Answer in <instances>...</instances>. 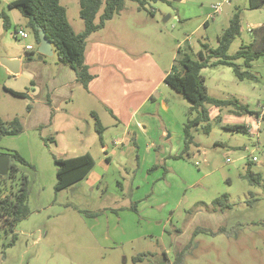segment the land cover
<instances>
[{"label": "rangeland", "instance_id": "rangeland-1", "mask_svg": "<svg viewBox=\"0 0 264 264\" xmlns=\"http://www.w3.org/2000/svg\"><path fill=\"white\" fill-rule=\"evenodd\" d=\"M227 1H149L140 9L136 1L128 0L96 38L87 41L85 63L99 75L101 84L90 94L76 91L51 127L5 137L1 144L2 149L22 155L27 165L18 164L20 174L13 172L0 180V198L14 196L26 178L29 216L13 231L0 235V264H146L133 259L151 253L159 260L163 252L174 257L177 243L186 245L188 241L191 244L183 264H264V56L249 70L257 78L255 82L239 81L225 66L201 71L210 97L236 99L260 118L230 116L223 109L210 118L209 134L200 126L192 129L189 157L163 164L164 154L175 149L179 155L183 150V125L190 108L164 83V76L184 54L196 57L203 44L217 46V38L237 8H243V2ZM217 2L221 11L211 19L210 6ZM60 3L74 30H83L78 1ZM241 12V35L231 44L229 55L250 42L246 26L261 22L259 13L264 10L250 16ZM16 15L20 17L19 12ZM12 31L13 25L8 31L11 40ZM95 40L99 44L91 53ZM25 42L18 40L16 46ZM42 59L53 71L55 63H60L56 55ZM236 63L240 65L242 60ZM151 95L155 100L142 109L148 134L138 133L134 143L136 133L125 129L129 112ZM9 101L13 109L7 114L15 113L18 118L31 105L0 92V104ZM95 116L103 127L102 141ZM226 124L257 128L249 134L234 133L223 128ZM163 129L167 133L161 136ZM102 146H107L103 152ZM86 153L96 162V171L100 160L107 163L101 166L102 181L94 186L81 181L55 193L53 156L66 159ZM252 157L257 161L252 162ZM167 170L168 178L164 177ZM223 195L228 196L225 204L230 209L212 212V201ZM140 199L145 203H139ZM212 213L221 214V225L205 218ZM196 215L201 218L192 224ZM216 226L225 231L218 232ZM193 228L204 230L190 240ZM113 229L115 236L110 235ZM13 235L15 244L8 247ZM137 236L141 237L134 238Z\"/></svg>", "mask_w": 264, "mask_h": 264}, {"label": "trees", "instance_id": "trees-1", "mask_svg": "<svg viewBox=\"0 0 264 264\" xmlns=\"http://www.w3.org/2000/svg\"><path fill=\"white\" fill-rule=\"evenodd\" d=\"M79 5V18L82 20L84 29L81 33H75L72 29L66 14V9L61 5L60 0H16L9 4V8L16 9L27 21L26 29L31 34L35 45H38L37 27L43 30L53 52L61 64L71 68L76 76V81L83 89L88 90V85L93 79L89 73V67L85 63V51L87 38L99 30H102L107 21L118 15L128 0H77ZM136 1L140 9H144L149 1L164 0H129ZM249 10H257L264 7V0H247ZM237 8L229 20L228 26L223 30L217 39L215 48L203 44V51H199L195 56L184 54L176 59L172 64L170 71L164 77V83L176 93L180 94L189 105L188 119L183 127V150L175 156V159H181L184 155L190 156V146L194 143L192 129L202 127L204 134L211 131L208 106L215 107L219 112L226 109V113L235 116L250 115L258 119L259 113L249 109L247 105L240 104L236 99L219 100L210 97L205 86L201 71L208 67L225 66L232 69L234 76L239 81L249 80L257 81V78L249 72L252 63L264 56V26L254 28L250 31V42L241 46L233 55L228 54L231 44L241 35V12ZM3 19V28H9V19L5 13L1 14ZM237 60H242V64H237ZM212 61V62H211ZM246 69V70H243ZM15 97L26 98L25 93H16L9 91ZM30 111V105L26 107ZM195 113V116L190 119ZM219 118V117H218ZM96 131L99 139L102 141L101 134L103 127L98 122L96 116ZM43 127H40L41 129ZM223 128L234 133H248L247 126L244 125H223ZM38 129V130H39ZM24 131L23 124L19 118L5 121L0 118V143L4 137L19 136ZM249 134V133H248ZM10 157L9 173L6 177H0V180H6L11 177L13 172H19L18 164L27 165L26 160L17 152H8ZM0 154H4L0 152ZM56 165V183L55 193L67 189L81 181H84L95 166L93 157L86 153L73 158H56L53 156ZM248 176V175H247ZM224 200V203H222ZM227 195L212 201V212H224L230 209ZM28 182L23 178L18 191L14 196H5L0 198V224L2 233L7 234L13 231L16 225L29 216L28 208ZM133 211L137 212L136 208ZM203 229H196L193 237L202 232ZM222 227L218 232H224ZM17 237L13 235L8 247L15 244ZM190 242L182 249L175 252L173 261L170 262L166 253H162V258L153 259L156 254H143L133 259L135 263L146 264H183L185 252L190 246Z\"/></svg>", "mask_w": 264, "mask_h": 264}, {"label": "crops", "instance_id": "crops-1", "mask_svg": "<svg viewBox=\"0 0 264 264\" xmlns=\"http://www.w3.org/2000/svg\"><path fill=\"white\" fill-rule=\"evenodd\" d=\"M13 1H16V0H0V37H1L0 38V48L5 52L7 57L21 59V67H20V73L17 76H13V75H10L9 72L4 67L0 66V86H1L0 92H2V94H4V95L11 96L12 98H18V99L25 100L31 104L30 105V111L27 112L25 109V114L20 116L21 118L20 117L19 118H20V120L22 119L21 122H22L23 127H24L23 133L27 130L28 131L31 130L33 132H38V129L40 127L49 128L53 125V119L58 116L57 114L62 110L61 107L65 104L71 103L72 96L76 93V91L83 90L84 92H87L88 94H90L93 87L95 85H97V86L100 85L102 80L100 79L99 75H96L94 73L95 70L89 69V73L93 76V79L91 80V82L88 85V90H85L76 81L75 73L73 72V70L71 68H69L68 66L61 64V63H59V64L55 63V70L53 71L51 69V67L45 63V61L42 59L43 56L37 54V52H36L37 45H35L32 36L29 39L31 41L26 40L24 45L16 46L17 41L22 40V39L16 38L15 32L18 29H23L27 32H29V31L26 29L27 21L24 20V18L21 16V14L19 13L20 17L19 16L17 17L16 12H18V11L16 9L9 8V4ZM174 1H178V3L179 2L185 3L187 0H174ZM210 1H212V0H210ZM226 1L227 0H220L221 3L226 2ZM244 1H245V4H244ZM227 2L229 3V0ZM239 2H243L242 11H243V13H246V16H250V14H252V12H258V11L264 10V9H262L263 7L261 9H257V10H249L247 0H237V3H239ZM219 3L217 2V4H219ZM211 6H212V4H211ZM211 6H210V8H211ZM213 6H214V4H213ZM237 7H239V6H237ZM211 10H212V8H211ZM2 13H5L9 19L10 26L6 30L3 28V19L1 18ZM66 14H67V10H66ZM218 14H219V12L216 14L212 13L209 16L212 19L215 15H218ZM259 16H261L260 17L261 22H252L251 24H248L246 26L247 31L249 30V32H250L254 28L264 26V13L260 12ZM67 19H68V14H67ZM68 21H69V19H68ZM12 25H13V31H12L13 33L11 34V38H12V40H11L9 38L8 31L10 30ZM207 26H208V20L205 21V27H207ZM71 27H72V25H71ZM72 29L74 30L73 27H72ZM83 29H84V25H83ZM82 31L83 30H81L80 32H76L74 30L75 33H81ZM96 34H97V32L91 34L88 37L87 41L92 42L94 40L93 38H96V37H94V36H97ZM249 35H250V33H249ZM5 37L7 38L6 42L3 41V39ZM29 44L33 45V50H31V51H27L25 48ZM96 44H99L97 42V40H95V43L93 44L94 46L91 49V53L95 52L94 47ZM35 55L38 56V58L36 60L34 59ZM54 55H56V54L54 53L53 56ZM9 91H13L16 93H25L26 98L15 97ZM153 99H154V96L151 95L150 97L144 99L136 108L130 110V112H129L128 122L126 123L125 129L127 132H131L133 134L136 133L134 143L137 141L138 133L141 135L142 134H145V135L148 134V130H147L148 126H146V124L148 122L146 121L147 118L144 117L142 114V109L147 104V102L152 101ZM28 103H26V106L28 105ZM12 109H13V107H12L10 101L6 104H3V105L0 104V118H2L5 121L12 120L13 118H18L15 113L7 114L9 112L8 110H12ZM162 109L164 110V112H167L168 108H167L166 104L162 103ZM208 112H209V118H212L213 116H217L219 114V110L215 107L211 108ZM92 114L94 115L95 113H92ZM227 115L231 116V114H228V113H227ZM183 122L184 121H182L181 123H183ZM171 123H173V122H171ZM246 124H248V123H246ZM167 129L161 130V133L159 135L164 136L167 133ZM14 137H17V136H14ZM4 139H5V137L2 139V141L0 143V152H3L5 155H7L8 152H10V151L4 150L1 147V144L3 143ZM151 146L156 147L154 145H151ZM106 148H107V146H102L101 151L103 152ZM178 152L175 151V149L174 150L172 149L169 154H164L163 164L166 165L167 163H171V162L176 161L173 159H175L174 157L177 156ZM104 154L105 155L107 154V150L104 152ZM106 157L108 160L109 159L108 154L106 155ZM104 163H106V162L103 160H100V164L98 163V165H99L98 171H96L95 168H96L97 164L95 162L94 168L89 173L87 178L84 180L85 184H87L88 186H94V185H98L102 181V178H103L102 175L103 174H102L101 166ZM159 165L161 166L162 164H159ZM153 169H156V167H154ZM165 175H167V176H164L166 178L171 176L170 174H168V170L165 171ZM158 185H159V182H158ZM141 201L142 200L140 199L139 203ZM141 203L143 204L145 202L142 201ZM205 205H208V204H205ZM131 206H129V208H131ZM136 207H137L136 209L138 210L139 204L136 205ZM212 214H214V215H206L205 218L215 219V220H217L219 225H221V222L219 219L221 214H215V213H212ZM198 218L200 219L201 217L197 216V215L194 216L192 218V224H194V222H196L198 220ZM217 218L219 219V221ZM218 223L216 225H218ZM98 227H100L102 229L104 228L102 226H98ZM214 228H215V230H219L222 227L216 226ZM199 229L204 230V228H199ZM195 230H196V228H193L192 233L190 234V238H191L190 240H192L195 237V236L193 237V233ZM179 233L181 236L182 233L181 232H179ZM110 235L115 236V229L111 230ZM139 237H141V236H137L134 238H139ZM188 243H189V241H188ZM177 246L179 247V249H182L185 246V244L182 242H179V243H177ZM167 254L168 253H166V255ZM167 256H169V255H167ZM173 258L174 257H171V256L168 257L170 262L173 261Z\"/></svg>", "mask_w": 264, "mask_h": 264}, {"label": "water", "instance_id": "water-1", "mask_svg": "<svg viewBox=\"0 0 264 264\" xmlns=\"http://www.w3.org/2000/svg\"><path fill=\"white\" fill-rule=\"evenodd\" d=\"M38 40L36 52L41 56H52L54 54L52 45L42 29L37 27ZM0 66L4 67L10 75L17 76L20 73L21 59L9 58L5 52L0 49ZM10 157L9 155H0V177H6L9 173Z\"/></svg>", "mask_w": 264, "mask_h": 264}, {"label": "built area", "instance_id": "built-area-1", "mask_svg": "<svg viewBox=\"0 0 264 264\" xmlns=\"http://www.w3.org/2000/svg\"><path fill=\"white\" fill-rule=\"evenodd\" d=\"M211 8H212V13H213V14H216V13L220 12V11H221V3L216 4V5L212 6ZM30 36H31L30 33L27 32V31H25V30H23V29H18V30L15 32V37H16V38H20V39H22V40H29V39H30ZM25 48H26L27 51H31V50H33V45H30V44H29V45H27ZM254 126H255V125H254ZM254 126H247V128H248V133L253 132V129H254V128H255V130H256L257 127H254ZM251 161H252V162H256V161H257L256 157H252V158H251ZM226 162L229 163L230 160L227 159Z\"/></svg>", "mask_w": 264, "mask_h": 264}]
</instances>
